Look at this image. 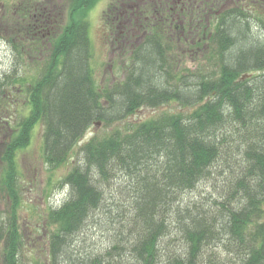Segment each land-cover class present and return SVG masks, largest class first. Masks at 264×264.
Returning <instances> with one entry per match:
<instances>
[{
  "label": "trees",
  "instance_id": "16d2710c",
  "mask_svg": "<svg viewBox=\"0 0 264 264\" xmlns=\"http://www.w3.org/2000/svg\"><path fill=\"white\" fill-rule=\"evenodd\" d=\"M97 1L60 0L53 26L37 27L35 1L24 0L9 28L19 62L0 79V127L17 118L0 140L2 264H21L16 155L33 127L42 124L43 157L56 168L96 123L112 128L80 145L60 180L67 194L46 215L51 264H264V0L113 2L103 22L121 76L102 87L89 39ZM218 165L220 199L191 197ZM113 180L122 199L107 204L101 187ZM94 223L113 229L110 245L81 251ZM164 238L184 247L161 253Z\"/></svg>",
  "mask_w": 264,
  "mask_h": 264
},
{
  "label": "rangeland",
  "instance_id": "374dc122",
  "mask_svg": "<svg viewBox=\"0 0 264 264\" xmlns=\"http://www.w3.org/2000/svg\"><path fill=\"white\" fill-rule=\"evenodd\" d=\"M21 1L24 0H0V79H3L4 75L11 71L13 66L19 62L11 44L7 43L8 41L6 39L12 31L9 29L10 27L12 28L11 23L14 24V22L20 20L18 13L22 6ZM49 1L50 3L54 1L55 11L59 10L60 0ZM121 1L123 2L117 4V6L120 7V5L128 3L130 0ZM113 2H118V0H98L88 12L89 39L91 40L93 53L91 66L94 72V80L101 87L117 80L121 76L122 61L118 56V49L115 48L116 45L112 44L107 38L108 33L105 30L106 27L103 22L104 13ZM53 14V18L57 19L59 16L57 12H53ZM110 16H112L111 13H109V18H112ZM120 26L122 25L120 24ZM22 66L23 64L20 65V67ZM176 106L178 105L173 103L165 104V106L163 105L158 108L142 107L123 121L116 122L112 125L125 129L128 122L132 123L143 120L156 115L160 111H175ZM16 121L17 118L15 117V119L9 120V125L6 123L4 127H0V140H3L7 134L11 135L13 133ZM111 128L101 123L92 125L83 133V136L72 148L68 159L56 168H49L43 157L42 124H36L33 127L28 145L19 150L16 155L17 185L19 187L20 198L16 219L19 226L18 229L22 236V244L19 249V260L21 264H51L48 247L50 232L53 227L46 224V215L50 208L60 205L67 194V189L64 185L60 184V180L71 168L72 164L81 161L82 154L79 152L80 145L87 141L93 133L101 135ZM223 167L218 165L217 170L215 171L214 169L212 172L216 175L199 182L198 186L190 192V196H194L199 201L205 200V202H209L212 199H220V192H223L225 188L223 177L227 172V168ZM1 176L2 164L0 163V187H2ZM120 185H122L121 182H115L114 180L102 185L101 188L104 191L107 204H111L108 199L109 195L114 197L113 200L119 199L121 201L122 198L118 193ZM6 195L0 188V220L5 219V208L8 204ZM98 224H91L87 228L85 242L82 245H77L81 251L90 250L91 252L100 253L105 246L110 245L113 229L109 225L101 226ZM162 241L160 245L161 253H167L176 247H184L178 241H176L177 244L172 242L170 245L166 244L165 238ZM1 246L2 243L0 242V250L2 248ZM212 247L214 251L223 252L220 253L221 258L226 256L223 247ZM0 264H2L1 258Z\"/></svg>",
  "mask_w": 264,
  "mask_h": 264
},
{
  "label": "flooded vegetation",
  "instance_id": "af4514ba",
  "mask_svg": "<svg viewBox=\"0 0 264 264\" xmlns=\"http://www.w3.org/2000/svg\"><path fill=\"white\" fill-rule=\"evenodd\" d=\"M34 1H35L34 9L36 10V18H35L36 26L40 27L44 25L43 23L39 22L40 18H43L45 23L48 22L49 27L53 26V22H54L53 9L55 8L54 1H52L51 3L49 0H34ZM48 33L49 32L47 31L46 34Z\"/></svg>",
  "mask_w": 264,
  "mask_h": 264
}]
</instances>
